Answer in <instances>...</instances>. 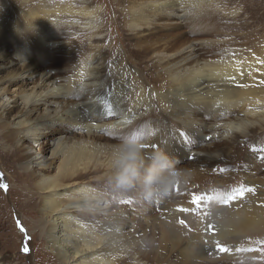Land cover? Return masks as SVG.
<instances>
[{"label": "bare ground", "instance_id": "6f19581e", "mask_svg": "<svg viewBox=\"0 0 264 264\" xmlns=\"http://www.w3.org/2000/svg\"><path fill=\"white\" fill-rule=\"evenodd\" d=\"M88 1L0 0V71L15 67L0 78V155L30 183L21 219L35 209L32 231L56 264H264V26L235 25L244 10L233 0H112L119 25H108V2ZM130 133L145 154L186 164L174 202L153 197L151 235L140 224L147 199L109 182L111 153ZM232 177L244 190L218 206L186 202L189 189Z\"/></svg>", "mask_w": 264, "mask_h": 264}, {"label": "rangeland", "instance_id": "374dc122", "mask_svg": "<svg viewBox=\"0 0 264 264\" xmlns=\"http://www.w3.org/2000/svg\"><path fill=\"white\" fill-rule=\"evenodd\" d=\"M102 1L105 3L108 2L107 4L112 6L113 12L111 15H112V17L113 16L114 17L112 18L111 22H108V25H119V22L117 23V20H116L117 14L115 12L117 10L116 7L119 6V3L118 4H117V2L113 3L114 1H112V0H100L101 9H103V6H104L102 4L103 3ZM233 2H235L241 10H244V11H242L241 16L234 21L235 25H255L257 27L258 26H264V0H233ZM88 3H90V0L88 1ZM220 25H222V24H220ZM182 27L184 28V26H182ZM117 29H118V26H117ZM235 30L239 31L238 29H235ZM235 30H233V32H235ZM109 31L110 30H108V32H106V35L109 34ZM111 35H112V29H111ZM114 38L116 40L121 38L119 31H118L117 35L115 32H113L112 39H114ZM109 40H111V39H109ZM117 42H116V44H117ZM38 53L40 55V56H37V57H39V63H38L39 66L42 68L50 66L51 65L50 64V61H51L50 56L47 57L45 55L40 54V52H38ZM14 68L15 67H11V68L3 69L2 71H0V78L6 77L8 75V72H11ZM47 72H48V70H47ZM34 80H35V78H32L31 80L26 79V81H28V82H26V86L28 89L32 86V82ZM21 84H22V82L19 80L17 82V85L12 87V90L15 88L17 89ZM14 112H16V111H14ZM263 136H264V133H263ZM45 142H46V140L42 139L40 144H45ZM261 142L264 143V139H261ZM33 146H34V148H38V144H33ZM250 147H252L251 144H248L245 147L242 146L240 148V151L242 150L243 152H248ZM239 155H240V153H239ZM189 158L192 159V157H189ZM237 158L238 157H236L235 160H237ZM239 159L241 162H239ZM260 159L263 160V163H264V158L260 157ZM11 160H12V158H9L7 156L4 157V155H0V170H1L0 182L2 179L7 180L9 178L10 181H9V183L8 182L7 183L12 188L11 191L9 192L8 188H10V187H7L6 189L4 187H0L1 188L0 193L2 192L0 194V201H1L0 202V261H1L0 263L1 264H56V259L53 257V255L49 251H47L46 246H44L43 242L40 241L42 239V236H40V234L37 232V230L35 232L32 231L33 229H35V227H37L36 224H37V221L39 220L37 213L35 212V209H30V207H29L30 213L28 215H26L27 217L23 216L24 219H21L22 218V215L20 214L21 209H22L21 212L27 210L25 208V206L22 204L26 200L25 194L27 193V192H25L26 190H24V188H29L28 184L30 185V183L25 178V176L22 174V172L18 169V166L13 162V160L12 161ZM188 161H190V160H188ZM8 163H9V165H8ZM238 163H242L241 168L243 170V158H241L240 156L238 158ZM185 165H186L185 163L179 162V161H178V163H176V167L178 169H180L181 167H183ZM261 166L263 168L256 173L257 178L264 177V164ZM228 168H229L228 169L229 172H227V174L230 173V174L238 175L242 171L240 169V164L239 165L236 164V166L232 165ZM216 175H218V177H220L221 173H216ZM234 178L235 177H232L233 182H231L230 184H226L227 188H224V189L215 188L217 186H220V183L209 182V183H204L202 185H197L193 189H189V192H197V190H198V192H197L198 194L196 193L195 197H201L202 198L200 201L201 205H203V203L205 204L206 202H212L213 206H218L219 201L221 199V196L224 193L225 194L226 193L238 194L239 192L244 190V187H245L244 182L239 180V179L235 180ZM14 182H16L17 184ZM0 185H2V184L0 183ZM3 185H5V184L3 183ZM12 185L14 187H12ZM6 186H7V184H6ZM15 191H17V192H15ZM173 191H176V189H174V187H173ZM207 193H208V195L205 196ZM253 193H255V192H253ZM18 194H20V198H19V196H17ZM21 195H22V197H21ZM188 195L189 194H187L186 196H185V194H183V195L180 194L181 197H184V196L186 197V202H190L193 200L194 196L190 197V195L189 196ZM156 197L159 199H162L161 205L163 204L165 206H170L171 201L174 202V199L172 198V197H174L173 195L171 196V199H170V196H168V194L165 196H162V197L161 196H156ZM157 198H151V199L145 200V202H147L148 206L149 205L152 206V210H151V212H149L147 214V220L148 221H142V222H140V224L141 223L144 224V225H142V224L141 225L143 226V228H146L148 235H151L152 230H150V229H152V226L155 222H158L157 216L161 212V208L158 206V203H157V201H158ZM22 200H24V201H22ZM18 202H19V204H18ZM168 202H170V203H168ZM143 206H145V207H143ZM148 206L142 205L141 207L143 209H145ZM158 208H160V209H158ZM153 221H155V222H153ZM33 223H35V224H33ZM31 227H34V228H31ZM147 227H148V229H147ZM31 241H33V242H31ZM25 243H26V245H25ZM25 248L28 249L27 254L24 251ZM33 251H34V253H33ZM41 254H43L44 256ZM227 255H228V253L226 255L221 256L220 258L227 256ZM251 255H246V257L248 256V259L251 260V262L257 263V260H256L257 256L252 255V257H250ZM208 256H212V255H208ZM27 257H28V259H27ZM213 257H215V259H218L219 255L214 254ZM223 262H225V261H223ZM230 263L231 264H241V259H238L235 262H231L230 260L227 261V264H230Z\"/></svg>", "mask_w": 264, "mask_h": 264}, {"label": "clouds", "instance_id": "9594fccd", "mask_svg": "<svg viewBox=\"0 0 264 264\" xmlns=\"http://www.w3.org/2000/svg\"><path fill=\"white\" fill-rule=\"evenodd\" d=\"M144 148L137 134L125 136L111 153L109 182L122 193L138 188L145 199L165 196L186 173L164 151L145 154Z\"/></svg>", "mask_w": 264, "mask_h": 264}, {"label": "snow or ice", "instance_id": "6c2138e0", "mask_svg": "<svg viewBox=\"0 0 264 264\" xmlns=\"http://www.w3.org/2000/svg\"><path fill=\"white\" fill-rule=\"evenodd\" d=\"M0 187H4L5 189L7 188L6 185H0ZM201 197H194L193 198V203L195 204H199L201 201ZM229 199H231V197H229ZM181 211H187V209H180ZM181 224H184L185 222L183 220L180 221ZM208 231L211 232L213 235L215 234L213 231V226L211 224L208 225ZM219 247V245H218ZM220 251H227V249L223 248V247H219ZM24 251L27 253L28 249L25 248Z\"/></svg>", "mask_w": 264, "mask_h": 264}]
</instances>
